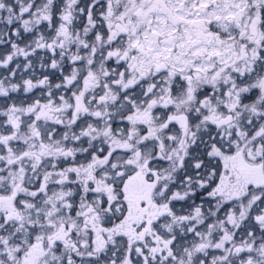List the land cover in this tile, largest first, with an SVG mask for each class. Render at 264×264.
Here are the masks:
<instances>
[{
    "label": "snow or ice",
    "instance_id": "6c2138e0",
    "mask_svg": "<svg viewBox=\"0 0 264 264\" xmlns=\"http://www.w3.org/2000/svg\"><path fill=\"white\" fill-rule=\"evenodd\" d=\"M0 264H264V0H0Z\"/></svg>",
    "mask_w": 264,
    "mask_h": 264
}]
</instances>
